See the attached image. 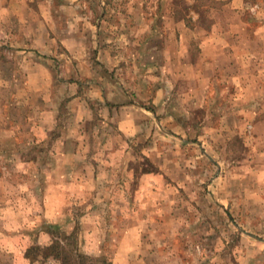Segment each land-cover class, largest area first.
<instances>
[{
	"label": "rangeland",
	"instance_id": "1",
	"mask_svg": "<svg viewBox=\"0 0 264 264\" xmlns=\"http://www.w3.org/2000/svg\"><path fill=\"white\" fill-rule=\"evenodd\" d=\"M53 239L264 264V0H0V264Z\"/></svg>",
	"mask_w": 264,
	"mask_h": 264
},
{
	"label": "trees",
	"instance_id": "2",
	"mask_svg": "<svg viewBox=\"0 0 264 264\" xmlns=\"http://www.w3.org/2000/svg\"><path fill=\"white\" fill-rule=\"evenodd\" d=\"M71 235H67L66 237H70ZM49 254L55 255V256H62L64 259V264H70V256L68 255V251L66 250L65 246L61 244L60 241L53 239L52 242L48 245ZM93 264V263H90Z\"/></svg>",
	"mask_w": 264,
	"mask_h": 264
}]
</instances>
